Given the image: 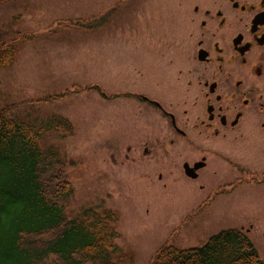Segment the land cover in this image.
I'll list each match as a JSON object with an SVG mask.
<instances>
[{
  "label": "rangeland",
  "instance_id": "1",
  "mask_svg": "<svg viewBox=\"0 0 264 264\" xmlns=\"http://www.w3.org/2000/svg\"><path fill=\"white\" fill-rule=\"evenodd\" d=\"M179 1L0 3V33L16 47L14 62L0 69V104H16L13 115L23 120L53 114L71 120L74 133L57 131L43 140L45 145H60L67 162L74 161L67 167L74 189L66 202L67 214L77 217L88 208L116 212V242L128 256L126 264H150L167 242L198 247L214 233L250 223L260 227L264 220L263 206L221 198L180 229L215 186L206 183L200 190L197 183L180 180L175 173L165 175L164 185L143 173L154 167V159L142 164L125 159L131 135H123L127 125L120 127L119 113L129 122L133 108L127 97L116 94L131 87L136 50L143 58L170 64L183 13ZM140 38L153 45H142ZM91 86L101 87L108 98L97 89H86ZM49 95L56 99H47ZM251 237L261 251L264 235L256 231Z\"/></svg>",
  "mask_w": 264,
  "mask_h": 264
},
{
  "label": "flooded vegetation",
  "instance_id": "2",
  "mask_svg": "<svg viewBox=\"0 0 264 264\" xmlns=\"http://www.w3.org/2000/svg\"><path fill=\"white\" fill-rule=\"evenodd\" d=\"M179 4L170 64L136 50L131 87L116 96L133 108L129 122L119 113L120 127L127 125L123 135H131L125 159H154L143 173L164 185L165 175L175 173L200 190L215 186L183 221L188 224L221 198L264 207V0ZM139 43L153 45L144 38ZM256 226L239 230L250 239L256 231L264 235V220ZM254 244L264 260V244L261 251Z\"/></svg>",
  "mask_w": 264,
  "mask_h": 264
},
{
  "label": "trees",
  "instance_id": "3",
  "mask_svg": "<svg viewBox=\"0 0 264 264\" xmlns=\"http://www.w3.org/2000/svg\"><path fill=\"white\" fill-rule=\"evenodd\" d=\"M15 49L0 33V69L14 62ZM86 89L107 96L99 86ZM17 107L0 104V264H126L128 256L116 242V212L88 208L77 217L67 214L74 193L67 167L74 161L67 162L60 145L43 140L57 131L74 133L71 120L58 114L23 120L13 115ZM172 242L150 264H264L239 229L214 233L193 248Z\"/></svg>",
  "mask_w": 264,
  "mask_h": 264
}]
</instances>
